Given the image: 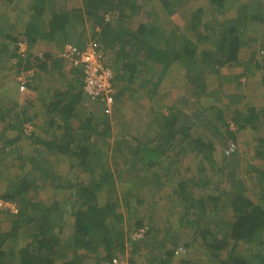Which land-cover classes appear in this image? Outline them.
Returning a JSON list of instances; mask_svg holds the SVG:
<instances>
[{
  "label": "trees",
  "instance_id": "1",
  "mask_svg": "<svg viewBox=\"0 0 264 264\" xmlns=\"http://www.w3.org/2000/svg\"><path fill=\"white\" fill-rule=\"evenodd\" d=\"M3 1L10 8L20 0ZM195 2L199 6L190 13ZM25 4L17 22L0 9L1 76L14 69L36 77L61 63L79 81L60 93L51 89L52 96L44 98L34 95L33 82L41 77L28 79L22 95L0 86V199L18 208L12 214L0 206V264H122L127 253H138L140 264H175L182 248L196 255L183 258L184 264H264V0ZM229 10L235 13L226 16ZM187 13L186 26L170 25L174 16ZM39 41L44 47L35 53ZM20 42L27 45L25 55L18 54ZM68 45L101 52L114 72L111 103L104 96L89 98L82 66L63 58ZM177 66L187 87L168 104L166 80ZM236 67L245 79L235 78L237 88L228 93L230 84L221 79ZM207 75L219 80L216 89H208ZM8 93L18 97L8 102ZM233 95L253 106L247 115L234 109L228 121L223 110L233 106ZM52 98L48 112L54 116L44 127L38 106ZM144 109L147 124L145 114L139 115ZM248 126L259 132L258 144L239 147L237 132ZM219 143L225 148L218 159ZM114 145H120L117 153H111ZM178 146L175 156L196 153L199 161L185 170L175 167L169 150ZM242 157L250 161L244 171L238 165ZM15 168L20 172L12 175ZM190 184L208 190L196 196ZM49 187L51 193L41 198L39 190ZM162 201L170 209L183 206L177 223L158 225ZM218 204L224 215L214 218ZM4 220L10 223L6 230Z\"/></svg>",
  "mask_w": 264,
  "mask_h": 264
},
{
  "label": "rangeland",
  "instance_id": "2",
  "mask_svg": "<svg viewBox=\"0 0 264 264\" xmlns=\"http://www.w3.org/2000/svg\"><path fill=\"white\" fill-rule=\"evenodd\" d=\"M28 0H20L19 1V3H18V5L19 6H17L16 4L15 5H13V6H11L10 8H7V6H6V1H3L2 2V0H0V9L2 8V7H4L5 8V12L6 13H9V15H11V17H13V19H14V21L13 22H15L18 18H19V13H20V11L18 10V8L19 7H23V9H24V6L26 5L25 3L27 2ZM199 6V4H197L196 2H195V4H193V5H189L188 6V11L191 13V12H193L195 9H197L196 7H198ZM3 10V9H2ZM235 13V10H229V11H227L226 12V16H232L233 14ZM28 17V15H25L24 14V16H23V19H25L26 20V18ZM173 20L175 21V22H172L170 25H175V24H179V25H182L183 27L184 26H186V24L189 22V20H190V14H188L187 13V16H182L181 15V18H180V16L179 15H177V16H174L173 17ZM17 22V21H16ZM257 34L258 35H261V32H257ZM257 45H259V42L257 43ZM8 65H11V63H8ZM12 65H13V63H12ZM14 71V69H12V71H11V73L10 74H7V77H5V78H3V76L4 75H6V74H3V76H1L2 75V73L0 74V86L2 87V88H5V89H8V92L9 91H12L11 89H10V87H11V85H15L16 87H17V89L20 91L19 92V94L20 95H22L21 94V92H23V91H21L20 90V84H19V82H18V80L16 79V77H17V74L16 73H14L13 72ZM169 76H171V77H168V79L166 80L167 81V83H166V85H165V91H164V93H166L169 89H170V96H168V97H164V101L166 102V103H168V104H170L171 102H173L174 100L173 99H176L181 93H185V87H187L186 86V77H185V73H184V71H180V69H178V66L177 67H175V69L174 70H172V69H170L169 70ZM82 76H83V74H81V78H82ZM184 76V77H183ZM256 77H257V74H256ZM35 79V76H31V77H29V79ZM33 79V80H34ZM257 79H258V77H257ZM257 79H254V83L255 82H257ZM32 80V81H33ZM206 81H207V84H208V89L209 90H214V89H216L217 87H218V81L216 80V77L215 76H212V75H207V77H206ZM222 84V83H221ZM254 86H255V84H254ZM256 86H258V85H256ZM230 85H228V86H226V88H227V91H228V93H234L235 91V89L237 88L236 86H234V87H230ZM259 88V87H258ZM256 89H257V87H256ZM257 91H258V93L260 92L259 91V89H257ZM0 92L3 94V91L0 89ZM221 93V92H220ZM222 94V93H221ZM248 94V93H247ZM246 94V95H247ZM4 95V94H3ZM248 95H250V96H252V93L249 91V94ZM16 97H18V96H15V97H12V98H10V94L8 93L7 94V98H8V102H11L12 100H14ZM209 99L211 100V99H213V97H209ZM208 99V100H209ZM233 100H234V98L232 97V102H233ZM244 102H245V104H247V105H251V106H253V104H252V102H250V101H246V100H243ZM254 101H256L254 98H253V102ZM261 105V104H260ZM234 108L235 107H233V106H231L230 108H226V109H224L223 110V116L229 121L230 119H232V117H231V115L234 117V114H233V111H234ZM145 114V115H144ZM139 115L140 116H142L141 118H143V115H144V121H145V123L147 124V122H148V120H150V115H148V111L147 112H145V109L143 110V111H141L140 113H139ZM112 118V117H111ZM140 119V118H139ZM143 121V122H144ZM143 122L140 120V121H136V123H141V124H143ZM220 124H222V123H220ZM231 126H232V129L233 128H236V125H233L232 123H231ZM140 128H143V126H141ZM136 129V128H135ZM138 132L140 131V129H136ZM143 131H145V130H143ZM142 131V132H143ZM251 130L249 129V128H247V129H242L241 131H238L237 132V135L238 136H240V137H238V141H239V143H240V145H239V147H244V144H248V147H250V146H255V145H257L258 143H257V141H256V139H255V137H256V134H258V136H259V132L257 131V132H255V131H251ZM117 132V131H116ZM141 131L139 132L140 134H143ZM152 133V132H151ZM120 145H114L113 146V148H112V150H111V153H117L118 152V147H119ZM218 147V149H217V152H216V154H217V157H218V159H219V155H221L222 156V153L224 152V146L222 145V144H220L219 143V145L217 146ZM35 148L36 149H40V147L39 146H35ZM44 148V147H43ZM42 148V149H43ZM41 149V150H42ZM120 152H122V150H120ZM251 155L250 156H247V159H249V160H251ZM246 161L245 160V157H242V160L240 161V164H238L239 165V167H240V170H242V171H244V170H246V169H248V166L250 165V161ZM197 161H199L198 160V158L196 157V153H192L191 155H190V157H188L187 158V163H192V164H195ZM11 169H13L12 167H11ZM182 170H184V169H182ZM15 171H17L18 173L20 172V170L19 169H16L15 168V170H13V172H12V175L13 174H15ZM8 172L9 171H7V174H8ZM9 175H11L10 174V172H9ZM188 175H190V173H188ZM190 177H188L187 179H189ZM50 188L51 187H49V188H47V190H45V191H42V190H39V192H38V194L40 195V197L41 198H43V199H46L47 197H48V195L51 193L50 192ZM209 189H212V188H209ZM206 189H204V191H205ZM208 190V189H207ZM207 190L205 191V192H207ZM213 190V189H212ZM203 188L202 187H195V185H191L190 184V193L191 194H193V195H196V196H200V194L202 195L203 194ZM211 190H209V192H210ZM204 192V193H205ZM206 194V193H205ZM220 204V203H219ZM219 204H218V206H219ZM149 204H147V206H148ZM160 207V208H159ZM159 207L157 208V213H156V218H157V222L159 221V223H158V225L159 226H162V227H164L166 224H169L170 222H173L174 224L175 223H177V221H178V218H179V211L181 210V209H183V206L182 205H180V206H176L175 208H172V209H170V207H171V203L170 202H165V201H162L160 204H159ZM211 207H212V205H211ZM174 209V214L171 212L172 210ZM123 211L124 212H126L127 213V209H123ZM128 215V214H127ZM214 218H216V217H219L220 215H224V214H222V208H220V206L218 207V211H217V213L216 212H214ZM169 220V221H168ZM129 221V220H128ZM168 222V223H167ZM132 223H133V221H132ZM127 225H128V222H126L125 223V227H127ZM5 226V225H4ZM134 225H132V227H133ZM6 227V226H5ZM187 239V235L183 238V241L184 240H186ZM182 241V242H183ZM185 242V241H184ZM193 245V247L195 248L196 247V245H197V243H192ZM169 249H173V246L172 245H169ZM143 251V250H142ZM138 256V253L137 254H134L133 255V258H129V257H131V254L130 253H127L125 256H123L122 258H124V260L122 261V264H140L141 263V261H142V258L141 257H137ZM143 256H144V251H143ZM182 256L183 257H186V258H190V257H196V255L195 254H193V253H190L189 254V252H187L186 254H182ZM131 259H133L135 262H133V263H129V260ZM143 259H144V257H143ZM177 259H181V257H178ZM120 261L118 260V263H119ZM176 263H180V261H177ZM175 263V264H176ZM88 264H95V263H93V262H89ZM154 264H157V262H155Z\"/></svg>",
  "mask_w": 264,
  "mask_h": 264
},
{
  "label": "crops",
  "instance_id": "3",
  "mask_svg": "<svg viewBox=\"0 0 264 264\" xmlns=\"http://www.w3.org/2000/svg\"><path fill=\"white\" fill-rule=\"evenodd\" d=\"M71 3H72L73 6H79L80 5V2H78V1H75V2L74 1H71L70 2L69 1L68 4L71 5ZM10 17H11V15H10ZM13 21H14V19H13V17H11V22H13ZM258 27L261 28L260 25ZM42 47H44V41L37 42L35 44V47H34V52L35 53H39L40 52V49ZM46 71H47L46 74L43 73V72H39V75L36 76L37 78L41 77V82H39L40 79H39V81L35 80L33 82L34 84H37L38 85L36 87L37 89L35 90L36 93H34V95L37 94L38 97L39 96L40 97H43V98L44 97H47V96L50 97V96H52V93L53 92H49V90L54 89L58 93H60V92L65 91L66 88H68V85L69 84H76V83H78V82H76L78 80L76 78V76H75L76 74H75V72L73 70H71L70 65H66V67H65V64L62 65L60 63L56 68H52V66L49 65L46 68ZM243 72H244V70H241L240 67H236V68H234V70H228L226 72L227 73L226 76L221 79L222 80V83H223V81H226L228 84H230V87H234L235 86V83H237V82L234 81L235 78H236V81H238V80H241L242 81V80L245 79L243 77V74H244ZM235 75H236V77H235ZM259 75H260V73L257 74L258 79H257L256 76H255L254 79H257L259 91L262 92V88L260 86V76ZM10 89L12 90V94L14 92L17 93V94H19V92H20L15 85H11ZM40 91L43 92V93H39ZM44 92H46V93H44ZM232 97L234 98V100L232 102V105L235 107L234 109H237L236 111H240V112H242V114L247 115L248 112L250 111L249 106L247 104H245V102H242V103L241 102H238V100L235 98L234 95ZM249 98H251V96L250 97L248 96V99ZM54 100H55V97H54ZM54 100L52 98L51 101H47V104L43 103V105H39L38 106V107L41 108V112H42L41 122H42V124H43L44 127L47 126L45 120H47V119L51 118L52 116H54V113L48 112L49 111L50 103L52 101H54ZM252 100H253V98H252ZM246 101H249V100H246ZM233 114H235V112H233ZM231 117H233V116H231ZM247 128H249V126L248 127H244V129H247ZM54 132H55V127L49 129V134H52ZM238 137H240V136H238ZM244 145H246V144H244ZM179 149H180V146L176 147L174 150H169L170 151L169 153H172V151H174V153L172 154L173 155L172 157L176 161V164H177V165H175V167H180V168L182 167L185 170L188 167V164H189V163H187V158L190 157V155L192 153L189 154V155H187V156H184V158H183L182 155L175 156L177 150H179ZM217 149H218V147H217ZM217 149L215 151V156L217 155L216 154ZM219 157H221V155H219ZM2 226H3V229L6 230V229H8L10 227V223L7 222L6 220H4ZM21 246L22 245H17V248H19ZM188 249H190V248H188ZM185 263H186V261H185ZM176 264H184V263L180 262V263H176Z\"/></svg>",
  "mask_w": 264,
  "mask_h": 264
},
{
  "label": "built area",
  "instance_id": "4",
  "mask_svg": "<svg viewBox=\"0 0 264 264\" xmlns=\"http://www.w3.org/2000/svg\"><path fill=\"white\" fill-rule=\"evenodd\" d=\"M26 50V45L24 43H19L18 52L24 55ZM62 55L63 58L67 59L71 64L82 66L84 90L89 98L96 99L99 96H104L107 102H112L111 79L114 72L113 69L107 65L100 51L96 50L94 46H89L84 50H80L73 45H68ZM31 75V72L25 70L17 74L16 79L20 84L21 91L24 92L27 90V81ZM230 149H234V145H231ZM0 206L13 213H17V206L14 202L0 199ZM142 236L143 234L139 232L135 233L137 239L142 238ZM114 261L116 262V260Z\"/></svg>",
  "mask_w": 264,
  "mask_h": 264
},
{
  "label": "clouds",
  "instance_id": "5",
  "mask_svg": "<svg viewBox=\"0 0 264 264\" xmlns=\"http://www.w3.org/2000/svg\"><path fill=\"white\" fill-rule=\"evenodd\" d=\"M20 43H24V42H20ZM25 44V43H24ZM26 45V44H25ZM26 48H27V45H26ZM26 52H27V50H26ZM18 54H20L19 52H18ZM21 55V54H20ZM25 55V54H24ZM18 74V73H17ZM16 204V203H15ZM17 206V205H16ZM9 211V210H8ZM10 213H12V214H15V213H13V212H11V211H9ZM17 212H18V208H17ZM188 251H186V250H184V248H182L181 250H178V252H177V255H178V253H180V255H179V257H181V259H177L178 261H180V262H182V259L183 258H186V257H183L182 256V254H186ZM178 258V257H177ZM114 260H116V262L114 261ZM113 260V262L115 263V264H119L118 263V260L119 259H114Z\"/></svg>",
  "mask_w": 264,
  "mask_h": 264
}]
</instances>
